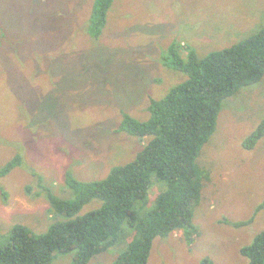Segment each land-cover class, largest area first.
<instances>
[{
    "label": "rangeland",
    "instance_id": "374dc122",
    "mask_svg": "<svg viewBox=\"0 0 264 264\" xmlns=\"http://www.w3.org/2000/svg\"><path fill=\"white\" fill-rule=\"evenodd\" d=\"M93 3L0 0V166L18 153L23 162L0 176V244L13 224L43 232L55 218L40 179L71 198L67 171L100 179L141 149L144 138L117 128L123 113L147 119L150 99L185 80L162 60L170 44L181 56L189 46L203 57L264 27V0H113L94 38ZM263 118L264 76L224 99L196 159L209 172L193 207L197 233L190 243L182 230L156 237L147 264H200L204 256L247 264L239 248L264 228V209L256 211L264 199V136L251 150L241 142ZM99 205L92 199L79 213ZM122 249L112 246L87 264H111ZM72 255L57 254L51 264H69Z\"/></svg>",
    "mask_w": 264,
    "mask_h": 264
},
{
    "label": "trees",
    "instance_id": "16d2710c",
    "mask_svg": "<svg viewBox=\"0 0 264 264\" xmlns=\"http://www.w3.org/2000/svg\"><path fill=\"white\" fill-rule=\"evenodd\" d=\"M112 2L94 0L90 36H100ZM178 46L170 44L162 60L183 73L185 80L163 96L150 99L147 119L123 113L117 128L144 138L141 149L131 160L113 165L100 179L78 180L67 171L64 183L72 192L71 198L55 194L40 179L38 184L55 218L43 232L13 224L8 239L0 244V264H51L57 254L68 253H73L69 264H87L117 244L123 249L111 264H147L156 237L182 230L188 243L192 241L197 233L192 223L193 207L199 202L203 181L209 178L196 159L215 129L224 99L263 78L264 27L203 57L189 46L181 56ZM263 136L264 118L241 144L251 150ZM22 164L21 155L15 154L0 166V176ZM92 199L100 205L80 214ZM261 209L264 199L256 211ZM251 221L252 217L234 225ZM239 253L247 264H264V228L242 245ZM200 264L213 262L204 256Z\"/></svg>",
    "mask_w": 264,
    "mask_h": 264
}]
</instances>
